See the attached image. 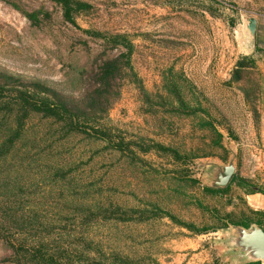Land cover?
<instances>
[{"label": "rangeland", "instance_id": "obj_1", "mask_svg": "<svg viewBox=\"0 0 264 264\" xmlns=\"http://www.w3.org/2000/svg\"><path fill=\"white\" fill-rule=\"evenodd\" d=\"M82 1L94 9L78 19L79 30L66 24L60 9L47 0H0V73L44 83L67 99L80 100L104 53L109 57L120 53L83 31L126 34L134 45V71L154 104L147 108L137 86L123 82L106 121L114 129V144L121 132L126 141L150 139L189 158L181 164L155 155L134 161L103 141L65 138L53 122L34 119L23 149L12 164L0 167L1 185L9 177L24 184L20 199L10 202L2 186L0 213L14 219L23 208L28 215L29 207L33 219L43 225L40 232L53 231L51 240L57 245L81 250L83 236L103 254H120L137 264H235L236 252L226 249L221 229L195 235L166 218L85 226L75 215L74 201L126 209L155 205L196 229L219 228L217 218L229 214L234 221L260 219L264 226V216H254L250 206L264 201V52L252 50L248 31L249 20L256 19L264 49V0ZM37 11L50 13L51 20L33 26L25 13ZM251 55L262 86L257 125L242 84H227L239 59ZM169 86L202 109L197 118L169 114L170 107L164 106L168 103L164 101L172 103ZM207 123L223 134V148L216 146ZM233 153L235 176L249 180L260 192L249 194L236 185L225 195L204 192L210 166H226ZM55 167L71 169L70 184L54 180ZM9 252L0 241V264H11L4 262Z\"/></svg>", "mask_w": 264, "mask_h": 264}, {"label": "trees", "instance_id": "obj_2", "mask_svg": "<svg viewBox=\"0 0 264 264\" xmlns=\"http://www.w3.org/2000/svg\"><path fill=\"white\" fill-rule=\"evenodd\" d=\"M60 9L61 17L66 24L79 29L78 19L89 15L93 11V6L82 0H47ZM43 14V19L39 15ZM27 19L35 27L42 21H49L52 18L50 13L37 11L25 13ZM80 30V29H79ZM90 37L103 41L104 46L109 51L120 53L109 57L104 53V58L97 65L89 77V86L80 100H70L48 85L36 81H24L14 75L0 73V167L12 164L18 152L23 149L26 140L29 124L34 119H41L53 122L64 134L65 138L73 136L89 137L94 140L103 141L108 147L125 156L127 159L142 162L141 156L155 155L160 158H168L175 163H186L189 158L181 154L178 149L165 146L150 139H139L138 141H126L121 132L115 135L119 141L114 144V129L106 123L109 111L113 108L121 96L123 82L128 81L135 84L143 97L147 108H153V98L145 90L144 85L135 73L132 65L134 45L130 37L126 34H103L94 31H83ZM256 53H263L261 41L257 34ZM258 65L253 57L243 56L236 63L228 86L241 85L244 100L250 108L254 120L260 122V112L258 101L262 91L261 81L258 74ZM172 98L164 106H169V114L183 115L197 118L202 112L201 108L193 107L184 99L177 87L169 86L166 90ZM164 100V98L161 96ZM175 101H174V100ZM204 126L209 128L214 135L217 147L223 148L222 140L224 136L213 123ZM231 134V133H230ZM32 150L28 149V157L33 164ZM54 180L62 186L70 184L72 180L71 169L60 167L52 168ZM196 186L199 183L192 180ZM6 191L3 192L5 199L10 202L13 198L22 196L24 190L23 182L17 178L9 177L5 180ZM238 186L248 191L249 194L260 192L253 184L247 180L234 176L229 186L225 189L215 190L204 188V192L212 195H225L231 190V186ZM11 186L12 189L9 187ZM20 192H17V191ZM24 195V192H23ZM90 203V204H89ZM76 206L75 215L86 225L96 222H119L138 223L160 219H169L175 225L186 229L195 235H207L216 232V229H226L229 225L249 229L256 225L264 230L262 221L255 219H242L234 221L232 216L226 215L224 218H217L220 223L219 228L196 229L192 224L180 221L171 213L162 210L158 206H151V209H126L109 203L104 205L98 203L94 205L85 199L74 201ZM25 207V206H24ZM31 207V206H30ZM17 209V208H15ZM22 210L25 211V208ZM33 209L28 207V215L24 211L16 214L14 219L0 213V241L10 250L9 257L4 259L5 263L11 264H137L128 257L120 254H103L95 244L81 237L83 247L81 250L57 245L51 240L53 231L43 235V225L35 221L32 217ZM254 216H264L260 212H251ZM81 223V225H82ZM41 226V229L40 227ZM41 230V232H40ZM213 230V231H212ZM218 231V230H217ZM78 240V239H77ZM219 264V263H214ZM261 264V263H255Z\"/></svg>", "mask_w": 264, "mask_h": 264}, {"label": "water", "instance_id": "obj_3", "mask_svg": "<svg viewBox=\"0 0 264 264\" xmlns=\"http://www.w3.org/2000/svg\"><path fill=\"white\" fill-rule=\"evenodd\" d=\"M257 27L256 19H250L248 24L249 42L253 51L257 48ZM235 172V154L233 153L226 166H210V179L207 188L215 190L227 188L235 176ZM229 227L219 231L226 235V249L234 254L236 252L235 264H264V230L256 225H252L249 229L232 225Z\"/></svg>", "mask_w": 264, "mask_h": 264}, {"label": "crops", "instance_id": "obj_4", "mask_svg": "<svg viewBox=\"0 0 264 264\" xmlns=\"http://www.w3.org/2000/svg\"><path fill=\"white\" fill-rule=\"evenodd\" d=\"M253 198L254 200L258 199L257 197H253ZM254 204H255L254 206L250 205L254 209V212H260L264 214V201H262V203H257L254 201Z\"/></svg>", "mask_w": 264, "mask_h": 264}]
</instances>
